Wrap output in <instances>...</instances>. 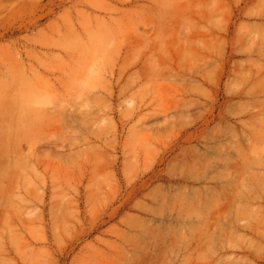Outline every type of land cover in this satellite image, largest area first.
<instances>
[{
	"label": "rangeland",
	"instance_id": "obj_1",
	"mask_svg": "<svg viewBox=\"0 0 264 264\" xmlns=\"http://www.w3.org/2000/svg\"><path fill=\"white\" fill-rule=\"evenodd\" d=\"M0 264H264V0H0Z\"/></svg>",
	"mask_w": 264,
	"mask_h": 264
},
{
	"label": "bare ground",
	"instance_id": "obj_2",
	"mask_svg": "<svg viewBox=\"0 0 264 264\" xmlns=\"http://www.w3.org/2000/svg\"><path fill=\"white\" fill-rule=\"evenodd\" d=\"M24 70V69H23ZM23 72V71H22ZM22 75V74H21ZM61 78V77H60ZM59 81H61L60 79H59ZM21 82V81H20ZM59 83V82H58ZM11 136H12V134H11ZM19 149V148H18ZM17 149V150H18ZM21 152V151H20ZM6 161V160H5ZM6 178V177H5ZM9 179V178H8ZM10 180V179H9ZM7 182V181H6ZM14 184V183H13ZM6 185H8V184H6ZM4 194V193H3ZM6 204V203H5ZM2 209H4V208H2Z\"/></svg>",
	"mask_w": 264,
	"mask_h": 264
}]
</instances>
